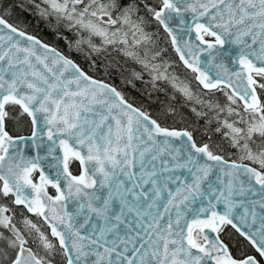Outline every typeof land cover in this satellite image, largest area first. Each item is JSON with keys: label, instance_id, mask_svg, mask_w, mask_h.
Listing matches in <instances>:
<instances>
[{"label": "snow or ice", "instance_id": "1", "mask_svg": "<svg viewBox=\"0 0 264 264\" xmlns=\"http://www.w3.org/2000/svg\"><path fill=\"white\" fill-rule=\"evenodd\" d=\"M0 264H264V0H0Z\"/></svg>", "mask_w": 264, "mask_h": 264}, {"label": "trees", "instance_id": "2", "mask_svg": "<svg viewBox=\"0 0 264 264\" xmlns=\"http://www.w3.org/2000/svg\"><path fill=\"white\" fill-rule=\"evenodd\" d=\"M16 1L17 0H9V2H16ZM9 11L11 12V15H5V18H7L8 20H10L12 23L15 24V22L17 21L12 16V14L15 13V10L9 9ZM32 11L34 13V10L31 9V11L28 10L27 12H23L20 14L22 18H24L26 21L29 22V25L31 27L29 28V31L40 36L46 42L54 44L55 46L60 48L62 51L67 52L68 48H67L66 42L63 39L57 38L56 34L51 30V28L48 26L46 21H40L39 24L41 26L39 25L38 26L41 28L39 29V31L33 28L32 24L34 23V21H36V19L39 18V16L35 14L32 15L31 14ZM45 25L47 27H45ZM148 30H150V32L153 31L154 33H158L157 42L159 46L162 48L168 49V52L165 57H167L168 59H171L172 61H176L178 64L179 63L178 57L176 53L171 49L169 38L167 37L166 33H164L162 29H158L155 24L151 25ZM60 31L63 33V35L67 36L69 39H72L74 36V34L72 32H69L67 29L62 28ZM73 58L76 59L82 66H84L90 72V74L97 76L101 79L107 80L113 83L114 85H116L125 94L126 98L134 102L136 105L141 106L144 110L148 111L153 116L159 115L162 108H164L167 104L169 103L176 104L177 101L171 99V97L175 95L177 97V100L179 101L178 107L180 108V111H182L187 117H189L190 121L196 120L195 116L190 112V109L188 107H184V101H183V98L180 96V94L174 92V90L169 85H166V84L162 85V87L165 89L164 91H151V89L147 90L148 88L139 86L138 82H136L135 87H133L132 85L130 86L129 84L127 87H125L120 84L119 78H118L119 75H117L114 72L115 73L114 76L112 77L108 76L107 74L103 72V71H106L105 67L103 68L99 67V66H103V63H100L102 60L106 61L104 62V65L107 64L106 59H101L100 57L99 61H97L98 67H96L95 69H91V68H88V65L80 59V56L78 55V53L74 54L73 52ZM121 63H123V61H121ZM177 73L182 75L184 80H190L192 76L190 72L183 69L182 65L179 67ZM148 91H151V95H147ZM168 123L171 124L172 121L169 120ZM175 126L182 127L184 125L177 122Z\"/></svg>", "mask_w": 264, "mask_h": 264}, {"label": "rangeland", "instance_id": "3", "mask_svg": "<svg viewBox=\"0 0 264 264\" xmlns=\"http://www.w3.org/2000/svg\"><path fill=\"white\" fill-rule=\"evenodd\" d=\"M15 3H20V0H17ZM29 11H31V9H29ZM21 13H23V12H21L19 9H17V10H15V13H13L12 14V16H13V18L17 21V22H22V17H21V15H19V14H21ZM32 15H34V13H33V11H32V13H31ZM36 15V14H35ZM36 17V16H35ZM40 21H44V20H42L40 17L38 18V19H36V21H34V23L32 24L33 25V27H35L36 29L38 28V29H40L41 27H39L38 25H39V23H40ZM27 23H29L28 21H26ZM150 31V30H149ZM153 32V31H152ZM154 33V32H153ZM156 39H157V36H156ZM79 54V53H78ZM79 56H80V58H81V60L82 61H84L85 62V58H84V56H83V54H79ZM101 59H104L103 57H101ZM165 59H167V60H169V61H172L171 59H168L167 57H165ZM104 62H106L105 60H102L100 63H103V66H105L104 65ZM107 63H108V61H107ZM88 64V63H87ZM105 74H107L108 76H114L115 75V73L114 72H111V71H108V72H106V71H103ZM177 75H179L180 76V79L181 80H184V78L182 77V75H180V74H178L177 73ZM146 79H147V77H145ZM121 82V81H120ZM138 82V85L139 86H143V87H146L144 84H142L141 82H139V81H137ZM123 84V83H122ZM124 85V84H123ZM147 90H149V89H147Z\"/></svg>", "mask_w": 264, "mask_h": 264}, {"label": "flooded vegetation", "instance_id": "4", "mask_svg": "<svg viewBox=\"0 0 264 264\" xmlns=\"http://www.w3.org/2000/svg\"><path fill=\"white\" fill-rule=\"evenodd\" d=\"M20 15V14H19ZM22 17V16H21ZM23 20H22V22H15V24L18 26V27H20V28H22V29H24V30H26V31H29V28H31L30 27V25H29V23H27L26 22V20L24 19V18H22ZM14 22V21H13ZM39 26H41L40 24H39ZM45 27H47L46 25H45ZM33 28H35V27H33ZM35 30H37V31H39V29H36L35 28ZM49 30V29H48ZM33 33V32H32ZM74 54H75V52H74ZM79 55V54H78ZM81 59V58H80ZM98 61H99V59H98ZM84 62V61H83ZM85 63L87 64L88 62L85 60ZM88 65V64H87ZM98 67V66H97ZM99 67H101V68H103V67H105V66H99ZM118 78H119V82H120V84L122 85V86H125V87H127L128 86V84L127 83H125V82H123V79L121 78V76H118ZM124 85H123V84ZM130 86H131V84H129ZM49 191L50 192H54V190L53 189H49Z\"/></svg>", "mask_w": 264, "mask_h": 264}, {"label": "water", "instance_id": "5", "mask_svg": "<svg viewBox=\"0 0 264 264\" xmlns=\"http://www.w3.org/2000/svg\"><path fill=\"white\" fill-rule=\"evenodd\" d=\"M6 19V18H5ZM8 20V19H7ZM8 22L9 23H12V22H10L9 20H8ZM13 24V23H12ZM29 34H31V35H35V34H33V33H30V32H28ZM35 36H37V35H35ZM38 38H40L39 36H37ZM40 39H42V38H40ZM43 40V39H42ZM44 41V40H43ZM44 42H46V41H44ZM46 43H48V42H46ZM50 44V43H49ZM50 45H53V44H50ZM53 46H55V45H53ZM56 47V46H55ZM58 48V47H57ZM59 49V48H58ZM60 50V49H59ZM62 51V50H61ZM96 77V76H95ZM97 79H100V78H98V77H96ZM101 80H103V79H101ZM105 82H107V83H110V82H108V81H106V80H104ZM112 84V83H111ZM138 106V105H137ZM179 128V127H178Z\"/></svg>", "mask_w": 264, "mask_h": 264}]
</instances>
